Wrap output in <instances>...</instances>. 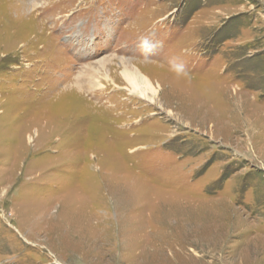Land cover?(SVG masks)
<instances>
[{
  "label": "rangeland",
  "instance_id": "rangeland-1",
  "mask_svg": "<svg viewBox=\"0 0 264 264\" xmlns=\"http://www.w3.org/2000/svg\"><path fill=\"white\" fill-rule=\"evenodd\" d=\"M0 264H264V0H0Z\"/></svg>",
  "mask_w": 264,
  "mask_h": 264
},
{
  "label": "bare ground",
  "instance_id": "bare-ground-1",
  "mask_svg": "<svg viewBox=\"0 0 264 264\" xmlns=\"http://www.w3.org/2000/svg\"><path fill=\"white\" fill-rule=\"evenodd\" d=\"M122 75L131 87L130 93L135 94L142 99H147L150 102H155V98H157L158 95V89L161 88L160 85H157L156 88L150 81L149 77L140 72H133L128 68L122 72Z\"/></svg>",
  "mask_w": 264,
  "mask_h": 264
},
{
  "label": "crops",
  "instance_id": "crops-1",
  "mask_svg": "<svg viewBox=\"0 0 264 264\" xmlns=\"http://www.w3.org/2000/svg\"><path fill=\"white\" fill-rule=\"evenodd\" d=\"M242 7L243 6L240 3H238V6H236L233 9H231V11H229V12L228 11L227 12H223V13L222 12H220V13L215 12V13H218L219 16H217V19L216 20L213 19V15L211 17L209 16L208 18H206V29L213 28V26L216 25L221 20V17L231 16V15L234 16V17H238V16H240L242 14H246L247 15V13L250 10L248 9L249 10V11L247 10L248 12L247 11H244V10L242 11V9H243ZM230 12H231V14H229ZM252 14H253L252 15V18L256 21V19H258V12H252ZM239 40H241V37L240 36H237L236 39H233V40L232 39H229V40L226 41V46H227V44H234V45L239 44V42H238Z\"/></svg>",
  "mask_w": 264,
  "mask_h": 264
}]
</instances>
